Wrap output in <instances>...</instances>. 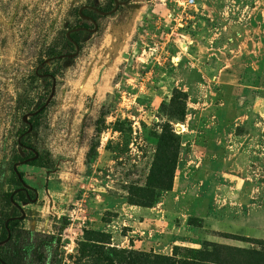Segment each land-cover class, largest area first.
I'll use <instances>...</instances> for the list:
<instances>
[{"label": "rangeland", "instance_id": "374dc122", "mask_svg": "<svg viewBox=\"0 0 264 264\" xmlns=\"http://www.w3.org/2000/svg\"><path fill=\"white\" fill-rule=\"evenodd\" d=\"M92 1L0 0V213L16 166L32 195L19 227L55 238L46 264L112 248L131 264H240L234 248L264 263V0H117L50 65L29 139L41 161L20 162L44 93L33 71L52 46L76 52L61 37Z\"/></svg>", "mask_w": 264, "mask_h": 264}, {"label": "trees", "instance_id": "16d2710c", "mask_svg": "<svg viewBox=\"0 0 264 264\" xmlns=\"http://www.w3.org/2000/svg\"><path fill=\"white\" fill-rule=\"evenodd\" d=\"M107 8H102L98 6L97 2L93 0L89 5L81 7L77 11V16L80 20L83 21V25H76L71 27L69 35L67 31L61 37V46L63 49L75 48L76 45L80 46L85 42L91 35L90 27L87 24H91V21H97L98 17L101 16V12L105 11L114 14L117 9L116 0H106L105 1ZM71 54L69 51H59L55 46H52L50 51L47 54L46 59L40 60L38 66L33 71L32 80H40L44 93L38 99L39 101L36 104V108L30 112V117L28 123L22 118L23 125L26 128L23 130L22 138L17 142L18 147L21 152L24 154V157L19 158L22 164L35 166L40 163L41 159L37 156L35 152V147L29 142V139L35 131H28L30 126L33 128L36 127L35 120L37 115L45 109L47 100L52 94L54 87L55 76L57 75L56 70L50 69L51 64H60L65 66L72 62L73 58H70L68 55ZM48 60V61H46ZM23 99L20 97V102ZM13 174L15 175V183L17 188L15 192L6 193L4 196L7 209L0 213V264H46V250L52 248L55 238L53 236L48 239L36 240L33 237V234L19 227V205L16 203L28 202L31 195V190L24 187L22 180L19 178L22 177V174L19 175L16 173L13 168ZM153 204L147 205L151 206ZM10 212L12 214H10ZM6 241V242H5ZM240 254H244V259L240 264H264L261 259H255L253 257H259L258 254H252L248 252L247 249H237L234 248V258H238ZM208 256L214 255L219 256V252H210L207 253ZM261 257V256H260ZM132 258V259H131ZM132 253H129L126 250H117V249H108L106 253H103L102 260L104 264H115V263H124L131 264L133 261ZM146 259V258H144ZM200 259V260H199ZM199 259L192 262H179L172 260L170 258H162L156 256L153 260L154 264H215L211 260H208L206 257L204 260L199 255ZM216 264H220L217 262Z\"/></svg>", "mask_w": 264, "mask_h": 264}, {"label": "flooded vegetation", "instance_id": "af4514ba", "mask_svg": "<svg viewBox=\"0 0 264 264\" xmlns=\"http://www.w3.org/2000/svg\"><path fill=\"white\" fill-rule=\"evenodd\" d=\"M118 4H119V3H118V1L116 0V5L118 6ZM101 14H106V13L103 11V12H101ZM95 22H96V21H93V20L91 21V23H93V24H95ZM90 30H91V29H90ZM91 31H92V30H91ZM68 33L70 34L69 31H67V34H68ZM77 48L79 49V46H78V45L75 46V49H76V52H75V53H77V51H78ZM75 53H71V54H69L68 56H69L70 58H74L75 56L72 57L71 55H73V54H75ZM76 55H77V54H76ZM47 61H48V60H47ZM53 88H54V87H53Z\"/></svg>", "mask_w": 264, "mask_h": 264}, {"label": "water", "instance_id": "95a60500", "mask_svg": "<svg viewBox=\"0 0 264 264\" xmlns=\"http://www.w3.org/2000/svg\"><path fill=\"white\" fill-rule=\"evenodd\" d=\"M67 35H69V33L67 34ZM77 50H78V48H77ZM76 54L77 53H75V54H73V55H71L72 57H74V56H76ZM23 119H24V121L25 122H27L28 123V120H27V116L26 115H24V117H23ZM31 129H32V127L30 126V128H29V132L31 131ZM14 169H15V171H16V173L18 174V171H17V169H16V166H14ZM19 175V174H18ZM19 178L21 179V177L19 176ZM6 242V241H5Z\"/></svg>", "mask_w": 264, "mask_h": 264}, {"label": "built area", "instance_id": "2783aa9c", "mask_svg": "<svg viewBox=\"0 0 264 264\" xmlns=\"http://www.w3.org/2000/svg\"><path fill=\"white\" fill-rule=\"evenodd\" d=\"M188 4H190V5H191V4H192V0H190V1L188 2Z\"/></svg>", "mask_w": 264, "mask_h": 264}]
</instances>
